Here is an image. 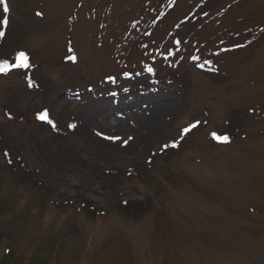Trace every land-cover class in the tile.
<instances>
[{"label":"rangeland","instance_id":"obj_1","mask_svg":"<svg viewBox=\"0 0 264 264\" xmlns=\"http://www.w3.org/2000/svg\"><path fill=\"white\" fill-rule=\"evenodd\" d=\"M6 3L0 264H264V0Z\"/></svg>","mask_w":264,"mask_h":264},{"label":"snow or ice","instance_id":"obj_2","mask_svg":"<svg viewBox=\"0 0 264 264\" xmlns=\"http://www.w3.org/2000/svg\"><path fill=\"white\" fill-rule=\"evenodd\" d=\"M0 5H3V11L5 13H7L9 11L8 5L6 3V0H0ZM38 15H41L38 13ZM3 24H7V20L2 21ZM4 33H0V35H3ZM177 43H180L179 41H177ZM73 60L76 59L75 56L72 57ZM31 65L29 63V56L21 51L19 52L17 58H16V62H12L10 63L7 59L3 60L2 62H0V73H9L10 71H12L13 69H28L30 68ZM152 68H149L148 71H152ZM38 119L42 120V121H46L48 124H50L53 128H56V123L54 122V120L49 118V113L48 110L45 109L42 113H40L38 115ZM200 123V121H196L195 123L191 124L188 128H184L183 129V134H187L188 132H190L191 129L196 128L198 126V124ZM70 128H75L76 125L75 124H70L69 125ZM99 134V133H98ZM109 139H112V137H108ZM180 139H183V135H181ZM215 139L217 140H222L224 142L228 141V137L224 136H215ZM179 140L174 141L172 144V147H178L179 146ZM127 143V141H125V144ZM169 147V145L165 144L163 145L164 149H167Z\"/></svg>","mask_w":264,"mask_h":264},{"label":"trees","instance_id":"obj_3","mask_svg":"<svg viewBox=\"0 0 264 264\" xmlns=\"http://www.w3.org/2000/svg\"><path fill=\"white\" fill-rule=\"evenodd\" d=\"M140 204V203H139ZM121 209H123L124 211H126V213H128L130 211V206L127 203L121 204ZM141 205V204H140ZM142 207V205H141ZM145 210V209H144ZM140 211H143V208H141Z\"/></svg>","mask_w":264,"mask_h":264}]
</instances>
